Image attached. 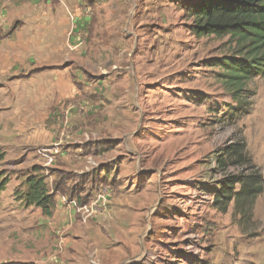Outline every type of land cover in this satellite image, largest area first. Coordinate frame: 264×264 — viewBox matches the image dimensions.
<instances>
[{
	"label": "rangeland",
	"instance_id": "obj_1",
	"mask_svg": "<svg viewBox=\"0 0 264 264\" xmlns=\"http://www.w3.org/2000/svg\"><path fill=\"white\" fill-rule=\"evenodd\" d=\"M183 2L88 0L82 43L56 39L64 49L50 59L56 69L66 65L89 100L74 112L75 126L109 139L98 141L108 150L93 166L127 193L125 202L145 206L137 245L123 247L119 264H264V76L247 82L245 110L232 116L235 104L210 61L233 45L227 36L192 35ZM54 68L50 74L61 73ZM85 112L93 114L87 126ZM234 143L262 176L249 216L235 214L233 202L224 213L213 206L210 189L245 169L217 167L216 156Z\"/></svg>",
	"mask_w": 264,
	"mask_h": 264
},
{
	"label": "crops",
	"instance_id": "obj_2",
	"mask_svg": "<svg viewBox=\"0 0 264 264\" xmlns=\"http://www.w3.org/2000/svg\"><path fill=\"white\" fill-rule=\"evenodd\" d=\"M87 1L0 0V96L15 92L0 98V172L6 178L0 191V264H119L123 247H135L139 239L145 206L125 202L127 193L100 176L98 162L93 166V157L108 150L98 141L109 139L95 140L93 132L75 126L80 119L74 112L89 108V100L81 97V84L66 65L56 69L50 59L64 49L56 39L72 35L69 41L82 43ZM53 68L61 73L50 74ZM14 84L22 89L15 91ZM85 115L79 116L87 126L93 114ZM34 165L42 168L53 194L50 215L17 197ZM55 184L65 190L52 192Z\"/></svg>",
	"mask_w": 264,
	"mask_h": 264
},
{
	"label": "trees",
	"instance_id": "obj_3",
	"mask_svg": "<svg viewBox=\"0 0 264 264\" xmlns=\"http://www.w3.org/2000/svg\"><path fill=\"white\" fill-rule=\"evenodd\" d=\"M183 8L192 18L189 31L198 37H228L233 45L230 55L213 58L210 65L217 68L220 79L235 104L233 112L246 107L247 82L264 76V0H187ZM5 153L0 150V161ZM217 167L225 172L228 167H245L237 174L225 175L217 186L210 189L213 206L226 212L233 202L235 214L249 216L256 197L263 188L262 176L252 164L244 145L234 143L225 146L216 156ZM40 166L34 165L26 175V189L17 197L25 206L41 207L45 215L51 214L53 194L49 192ZM0 172V191L6 178ZM63 178V176H62ZM64 191L65 187L55 184L52 192Z\"/></svg>",
	"mask_w": 264,
	"mask_h": 264
}]
</instances>
